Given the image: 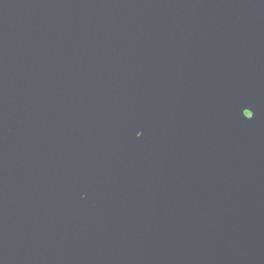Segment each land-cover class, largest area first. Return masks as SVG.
I'll use <instances>...</instances> for the list:
<instances>
[{
	"label": "water",
	"instance_id": "obj_1",
	"mask_svg": "<svg viewBox=\"0 0 264 264\" xmlns=\"http://www.w3.org/2000/svg\"><path fill=\"white\" fill-rule=\"evenodd\" d=\"M0 264H264V0H0Z\"/></svg>",
	"mask_w": 264,
	"mask_h": 264
},
{
	"label": "snow or ice",
	"instance_id": "obj_2",
	"mask_svg": "<svg viewBox=\"0 0 264 264\" xmlns=\"http://www.w3.org/2000/svg\"><path fill=\"white\" fill-rule=\"evenodd\" d=\"M244 112H245V115H248L249 112H250V113H251V116H252V119H253V117H254V113H253L251 110L249 111V110L246 109ZM252 119H251V120H252Z\"/></svg>",
	"mask_w": 264,
	"mask_h": 264
}]
</instances>
